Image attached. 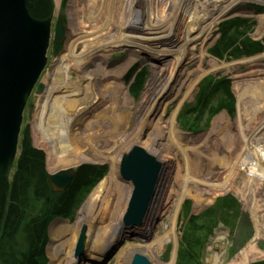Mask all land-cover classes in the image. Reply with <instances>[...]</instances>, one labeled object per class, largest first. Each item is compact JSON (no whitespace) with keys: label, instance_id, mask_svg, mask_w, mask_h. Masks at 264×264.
<instances>
[{"label":"bare ground","instance_id":"bare-ground-1","mask_svg":"<svg viewBox=\"0 0 264 264\" xmlns=\"http://www.w3.org/2000/svg\"><path fill=\"white\" fill-rule=\"evenodd\" d=\"M242 1L264 6V0ZM237 3L232 0L223 9L201 14L194 12L193 8L184 9L186 0H70L64 48L53 61L51 73L47 72L42 80L45 89L38 95L32 114L33 142L45 151L50 173L87 161L86 156L90 160L93 152L84 155V146L94 139L91 144L96 146L91 147L99 149L102 133L113 132L112 128H105L93 132V135H84L89 138L84 142L80 133L86 130L79 129L82 125L91 131L95 123H105L109 118L111 121L118 119L116 123L124 121L128 107L125 105L131 104L132 98L123 76L137 58L146 55L153 61L156 78L147 83L139 102L134 131L126 133L125 128L119 126L120 130L103 138L106 148L101 156L103 161L109 162V171L86 198L73 226H69L79 229L85 220L91 232L92 247L99 255H105L119 239L138 232L134 243L120 248L117 259L130 264L133 255L138 253L147 256L150 264H175L178 244L176 215L182 201L189 197L196 204L210 203L217 195L230 191L246 167L249 172L252 161L249 165L246 163L250 155L253 159V145L264 131V52L225 62L207 51L209 41L218 37V33L213 34L217 24L225 16H231L229 9ZM205 4L207 11L211 7L218 8L211 0ZM258 19L261 24L264 22L263 16ZM121 49L127 50L124 59L109 63L107 59L112 53ZM192 62L194 67L188 69L187 65ZM242 64L249 67L236 91L234 119L224 112L215 117L210 131L203 135L182 131L176 119L178 109L194 94L199 80L208 73L227 72ZM173 100L178 101L176 107L167 114L168 104ZM86 114L93 120L89 116L86 120ZM80 118L84 121L78 123ZM199 139L201 142L197 145ZM135 144L157 156L166 169L152 210L142 221L145 223L127 226L122 219L128 211L133 187L120 178L119 168L122 157ZM165 145L173 158L168 157L169 154H160L159 147ZM96 148L92 149L95 154L98 153ZM194 153L197 157L193 156ZM177 155L182 157V163H178ZM174 172L179 178L177 192L172 183L170 188L169 177H173ZM244 178L248 183L245 199L250 173ZM175 192L177 195L172 196ZM172 197L174 212L160 232L156 221L162 218L163 206ZM69 227L62 226L61 232L67 233ZM76 233L79 237L80 233ZM223 237L221 231L215 235V239ZM169 241H172L173 248L171 259L166 262L159 254ZM56 249L59 251L60 245L50 246L49 250L57 258L59 252ZM74 253L77 260L87 257L84 253L81 259L77 251ZM52 260L54 257L50 264H56L57 261ZM217 260L218 254L211 250L208 261Z\"/></svg>","mask_w":264,"mask_h":264},{"label":"trees","instance_id":"trees-1","mask_svg":"<svg viewBox=\"0 0 264 264\" xmlns=\"http://www.w3.org/2000/svg\"><path fill=\"white\" fill-rule=\"evenodd\" d=\"M29 12L37 18H45L52 10V0H27ZM258 9H262L259 8ZM245 21L236 18L222 25V38L212 52L222 58L225 53L229 57L237 58L241 55H252L262 50L260 42L247 37L237 36L243 31L240 27ZM240 26V27H239ZM239 27V28H238ZM59 48L54 45L55 51ZM145 70L142 69L132 84V91L137 94L143 86ZM234 96L229 89L228 81L224 78L215 82L208 78L201 85L196 96L192 113L195 114L193 126L197 125L201 117L207 114L210 117L222 108L231 114L234 112ZM22 154L17 161L16 172L12 182H8L5 175L0 180V264H46L44 253L46 242L45 230L48 220L55 216H68V211L76 202L75 196L87 190L105 173L106 167L100 165H83L78 168L70 185L61 193H51L47 183V174L44 168L42 151L30 145L25 132L21 142ZM252 164L248 167L250 184L247 189L244 203L256 224L258 230L264 228V218L256 211L258 180L264 176V131L253 145ZM73 202V203H72ZM232 200H222V205L230 206ZM75 205V204H74ZM263 205V204H262ZM197 220V218H196ZM195 218L191 219L189 230H198ZM249 251L255 252L254 244H249ZM246 256L241 251L238 258ZM235 257V258H237ZM193 248L187 253L179 254V264H198ZM264 264V262L254 263Z\"/></svg>","mask_w":264,"mask_h":264},{"label":"rangeland","instance_id":"rangeland-1","mask_svg":"<svg viewBox=\"0 0 264 264\" xmlns=\"http://www.w3.org/2000/svg\"><path fill=\"white\" fill-rule=\"evenodd\" d=\"M53 1H54V4H55L54 5V13L56 14L59 11H61V12H65L67 14V16H68V7H69V4H70V0H65V2H63V0H53ZM206 1H208V0H186V6H185L184 9L188 8L190 10L191 8H193L194 12L195 11H199L201 14H209V13L214 12L215 10L225 8L226 6H228L232 2V0H211L215 5L216 4L218 5V8L211 7L207 11V10H205ZM237 2L238 3L234 7L229 9V13L232 12L231 16H225L222 20H220L219 23L217 24V29H216V31L213 32V34L216 35L218 33L219 25L224 20H227V19L233 18V17H243V18L249 19L248 22H247L248 25L244 29V32H242V34H237V36H240V38L241 37H247V38L253 37V38L259 39V40L262 39L261 42L264 41V35H262V34H264V22L261 24L260 20L258 19L259 16H263V18H264V10L261 11V9H258L259 6H262V7H264V6L256 4L254 2H247V1H242L241 2V0H237ZM261 37H263V38H261ZM218 39H219V33H218ZM218 39H215L214 41H212L210 46L207 48V50L210 47H212L213 45H215V43L217 42ZM64 42L61 45V49L59 51L55 52V53L52 52V47H50V50H49L50 54L48 55L49 56V61H48L49 65L57 58L59 53L63 50ZM195 53L197 54V50H195ZM126 55H127V50H125V49L117 50V51L112 53V55L108 58V61L109 62H113V63L118 62V61L120 62V61H122L124 59V57ZM224 55H225L226 58L223 59L222 61H225V62L234 61L233 59L229 58L227 53H225ZM252 57H254V56H252ZM241 58H244V57H241ZM241 58H239V59H241ZM246 58H250V57H246ZM236 60H238V59H236ZM137 63L140 65V67H145L146 68V83H145V86H144L143 90L140 92V94H139V96L137 98L134 99V98H132L130 96L132 98V103L125 105V107H127V106L128 107L126 108L127 109L126 118L124 119V121L121 120V121L116 123V121L118 119L114 120V118H113L112 121H111V118H109V119H107L105 121V123L104 122L95 123L93 121V123H95L96 126L91 131H87V129H86V127L84 125H82L79 128V129H81L83 127L84 129L82 128V130H86L84 133H80L84 142L89 141V138H86L84 135H93V132L96 133V132H98L100 130H103L105 128L106 129L107 128L108 129L109 128L113 129V132L102 133V136H101L102 139H100L101 140L100 143H102V144L99 143V145H100L99 149L96 148V147H91V145L92 146H96L94 144H91L94 139H92L89 144H86L84 146V149H85L84 150V155H86V154L88 155L89 152H93L92 154L94 155V156H90V160H89V157L86 156L85 158L87 159V161H84V162H90V163L94 162L96 164H107L106 166L109 169V162L106 161V160L103 161L104 157H103V155L101 156V154L103 153V151L106 148L105 141H104L105 136L109 135V134L113 135V133L115 131L120 130V127H121V129L125 128L126 133L129 132V131H134V129L136 127L135 123L137 122V116H136L135 112L138 110L139 102H140V100H141V98H142V96L144 94V91L148 87L147 83L148 82L151 83L152 80L154 81L156 79L154 77L153 70H152L153 61L151 59H149L148 56L141 55L139 58L136 59V61L130 67L137 65ZM187 67H188V69L193 68L194 67V62H192L191 64H188ZM248 67H249L248 65L242 64L241 66L236 67V68H234V69H232L230 71L223 72L222 70H219V71H216V72H214L212 74L213 75H220V76L221 75L222 76L223 75L224 76H229L231 78L232 84H233V80H232V77H233V79H234V89L233 90H234V93L236 94V91H237L238 87L240 86L242 80L244 79L245 71H246V69ZM50 69L51 70L50 71L48 70V73L49 72L51 73V71L53 69V66H51ZM127 71H126V73H127ZM123 77H125V75ZM201 80L202 79H200L198 83H200ZM124 83L127 84L125 79H124ZM198 83H197V86H198ZM197 91H198V89L196 88L195 91H194V94L191 96V98H189L188 100L183 102L182 106H180L181 112H183V109L185 108V105L191 103L194 100V96L197 93ZM177 102L178 101L173 100L172 102H170L168 104L167 114H169L176 107ZM36 103H37V100H35V103H34L35 109H36ZM122 108H124V107L122 106L121 110H122ZM130 113H132V114H130ZM32 114H33V110L31 112V116L30 117H27V116L24 117V123H25L24 125H26V124L29 125V135H30L32 144L35 146L34 142L32 141V139H33V134H32L33 130H32V124H31L32 123ZM127 114L129 115V117H128ZM235 115H236V112H235ZM235 115L234 116H229L228 115V116L231 119H234ZM87 116L90 117V120H93V118H91V116L89 114H86V120H87ZM82 117H84V116H82ZM215 117L213 118V121H214ZM176 119H177V122L179 124V127H181L182 126L181 125L182 124L181 119H178L177 116H176ZM201 119L206 121L204 116H202ZM81 121L83 122L84 119L81 120V118H80V121L78 123H80ZM213 121H211V122L213 123ZM78 123H77L76 127L79 126ZM112 123H115V124H112ZM212 123H210L211 126H212ZM113 125H114V127H113ZM210 125L204 131L203 130H197L198 132H194V133L202 134V135L207 133L211 129ZM247 126L249 127L250 124H248ZM194 133H192V134H194ZM200 142H201V139L197 140L196 144L198 145V144H200ZM87 145H89V146L87 147ZM137 145H139V144H137ZM35 147H37V146H35ZM93 148L97 149V151H98L97 154H95V151L92 150ZM167 149H168L167 145L159 147L160 154L161 155H164V154L168 155L169 154L168 157L173 158V154L170 151L167 152ZM193 156L197 157V153L196 154L194 153ZM177 157H176V159L179 160L178 163H182L183 162L182 161V157L180 155H177ZM251 159L252 158H251V155H250V157L248 159V162L246 164L249 165L251 163V161H252ZM45 160H46V155H45ZM167 160H169V159L167 158ZM81 162H83V161H81ZM246 168H245L244 172L241 173L242 174L241 177H239L237 180H235V182H234L235 184L232 187V189L227 192L228 196H231L236 201V205L231 210L228 211V213H229L228 215H227V212H226L225 215L223 216V212L220 213L218 211L217 220H216L217 221V226L214 228V230H212L213 231L212 234L210 236H207V238H206V240H208L207 250L205 252L203 250V253L201 251V254H200V259L202 257V264H248L250 262L259 261V260H263L264 259V228H262V226H261V228L259 229V227H258L260 235L257 237L256 236V234H257V232H256V224H255L254 220L251 219V215H250V212L248 210V207L244 204V200H243L244 199L245 190H246V187H247V184H248L247 181L245 180V178L243 179V176L244 175H249V172H247L248 170ZM175 174H176V172H174V174H173L174 178L171 177V176L169 177V181H170V188H171V183H172L173 189L177 192L180 189V185H179V178H176L174 176ZM174 179H175V181H174ZM244 182H245V185H241ZM236 184H238L240 186L238 187ZM256 187H258V193H257V197H256V200H257L256 204L258 205V210L256 211V213L260 217L264 218V176H262L258 180ZM176 192L174 194H172V196L177 195ZM227 193H225V194H227ZM221 195H223V194H221ZM88 197H90V196L88 195L87 199H88ZM210 203H207V202L204 201L203 204H196L194 202V204L192 205L193 213L197 214V213L207 209L208 207H210V206H208V204L210 205ZM206 206H208V207H206ZM80 207H79V209H80ZM174 207H175V202H174V197H172V199L169 200L168 203H166L165 206H163L162 218L159 217V219L156 221L157 222V226H158V231L161 232L162 231V227L167 224V221H168L167 219L172 217V212H174V210H173ZM204 207H206V208L204 209ZM166 208H169V209H166ZM180 211L176 215V219H177L176 229H177L178 238H180V235H181L180 230L182 231V227H183V221H182L181 216H180ZM77 214L78 213L76 212V216H77ZM58 224H57V226L53 227V229L55 228L54 231H52L53 229H51V233L56 236V238H55L56 239V243L61 241V243H58V245H60L61 249L59 251H58V249H56V251L59 252V255H57V258H56V256H52L51 255V250H49V254L51 255L50 256L51 259L54 257V260H52V261H57L56 264H75L76 262H78L80 264H93L92 259H98V258H97V253L94 251V249L92 247L93 245L91 243V238H92L91 237V232L89 231V236L90 237H89L88 244H87V247H86V248H88L87 252H84L85 255H87V257L85 259H83V260H77L78 258L75 255L76 253L73 254V251L74 252L76 251V242H78L77 241L78 234L76 232L80 233L81 227H79V229H72L71 227H69L71 225H68L69 231L67 233H65V232L61 233V232H59ZM70 224H72V223H70ZM63 226H65V225H63ZM60 231H62L61 228H60ZM220 231L224 233V237L222 239H220V240L219 239H215V235L218 232H220ZM128 232H132V231H128ZM131 234H134L136 236V234H138V232L131 233ZM208 237H209V239H208ZM134 241H135V237L134 238H129V239L123 238V240H121L120 242H118V243L116 242L117 247L115 248L116 249L115 254L113 256H111L109 258V260L107 262H105V264H125V260L116 258L117 253L120 250V248L124 247L125 245H127L129 243H133ZM62 243H63V245H62ZM249 244H254L255 245V247H254L255 249H252L255 252L249 251V250H251L248 247ZM89 245H90V247H89ZM204 245L206 247V243ZM172 246H173L172 241H169L165 245H163L162 249L160 250V254H159V256H160V258L162 260H164L166 262L170 261L171 255H172ZM168 248H169V250H168ZM49 249H50V247H49ZM211 250L214 251V254L215 253L218 254L219 260H217L215 262H209L208 261V257L210 255ZM243 250L246 253V256L244 255V257H242V258H238L237 257L238 254L241 251H243ZM96 251H97V249H96ZM130 255L131 254H129V257H130ZM235 257H237V258H235ZM58 259L59 260L61 259V260L58 261ZM98 261H100V259H98ZM50 262H51V260H50Z\"/></svg>","mask_w":264,"mask_h":264},{"label":"water","instance_id":"water-1","mask_svg":"<svg viewBox=\"0 0 264 264\" xmlns=\"http://www.w3.org/2000/svg\"><path fill=\"white\" fill-rule=\"evenodd\" d=\"M26 0H0V174L6 173L17 153L22 112L28 96L46 64L51 17L37 20L26 8ZM64 17L58 16L53 40L64 38ZM42 89L39 85L37 92ZM162 163L146 149L135 146L121 163V175L134 183L126 223L141 222L150 212L161 177ZM74 171L61 170L48 175L54 190L68 186ZM86 230H83L77 254L84 253ZM131 264H150L136 254Z\"/></svg>","mask_w":264,"mask_h":264}]
</instances>
